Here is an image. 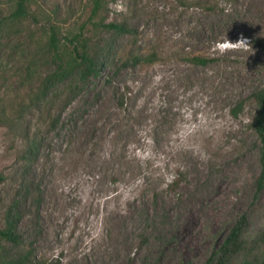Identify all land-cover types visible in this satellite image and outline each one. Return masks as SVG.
I'll use <instances>...</instances> for the list:
<instances>
[{
	"label": "rangeland",
	"instance_id": "374dc122",
	"mask_svg": "<svg viewBox=\"0 0 264 264\" xmlns=\"http://www.w3.org/2000/svg\"><path fill=\"white\" fill-rule=\"evenodd\" d=\"M96 1L33 0L16 18L0 0V228L25 204L31 264H205L241 216L252 244L264 231L251 97L264 87V0ZM109 23L131 34L113 38ZM51 34L62 55L74 35L110 45V65L75 96L43 97Z\"/></svg>",
	"mask_w": 264,
	"mask_h": 264
},
{
	"label": "trees",
	"instance_id": "16d2710c",
	"mask_svg": "<svg viewBox=\"0 0 264 264\" xmlns=\"http://www.w3.org/2000/svg\"><path fill=\"white\" fill-rule=\"evenodd\" d=\"M32 1L13 0V16L24 18ZM96 5L98 7V0ZM99 26L110 33L113 38L131 34L130 28L125 23L100 24ZM71 43L73 45L72 49L67 48L66 53L64 52V55H62L63 53L58 50L56 37L51 34L49 48L53 51L57 62L55 70L43 82V97H46L58 87L63 88L64 86H67L75 96L94 78L102 76L105 68L110 65V45L103 48H89L87 40L80 34L74 35L71 38ZM154 59L155 56L152 55L149 57L136 55L130 61L133 65H138L152 63ZM186 59L196 66H206L213 61L204 57ZM251 97L256 104V114L252 121V128L260 141L262 173L257 184L261 188L264 181V87L255 90ZM241 109L242 103H239L232 109L233 116H237ZM3 181V176H0V183ZM34 201L33 206H38L39 197L36 196ZM24 205L21 201L14 202L4 215L3 226L0 228V243L5 245H0V264H31L32 253L21 251L25 245V237L19 225L25 215ZM246 224L247 218L241 216L230 229L218 252L213 253L205 264H264V231L259 234V237L252 244H248L243 239ZM53 264L61 263L56 262Z\"/></svg>",
	"mask_w": 264,
	"mask_h": 264
},
{
	"label": "clouds",
	"instance_id": "9594fccd",
	"mask_svg": "<svg viewBox=\"0 0 264 264\" xmlns=\"http://www.w3.org/2000/svg\"><path fill=\"white\" fill-rule=\"evenodd\" d=\"M243 39V38H242Z\"/></svg>",
	"mask_w": 264,
	"mask_h": 264
}]
</instances>
